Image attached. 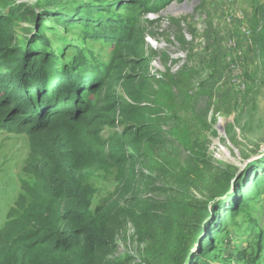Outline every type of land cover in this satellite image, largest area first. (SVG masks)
I'll use <instances>...</instances> for the list:
<instances>
[{
    "label": "trees",
    "instance_id": "16d2710c",
    "mask_svg": "<svg viewBox=\"0 0 264 264\" xmlns=\"http://www.w3.org/2000/svg\"><path fill=\"white\" fill-rule=\"evenodd\" d=\"M130 1L107 7L82 4L67 9L69 15L47 13L46 19L35 20L37 32L26 44L15 32L24 4L10 2L6 14L0 9V130L28 136L24 173L33 178V183L22 180V193L0 232V264H121L117 239L128 224L138 239L150 241L145 253L149 259L173 256L179 264H210L214 233L226 220H234L243 199L264 186L263 157L246 180H237L226 192V199L210 198L209 219L189 232L197 235L187 234L201 205L195 191L202 183L173 189L147 173V167L140 169L148 151L169 142V132L154 119L150 84L155 78L141 17L174 0ZM119 7L137 15H115ZM99 11L106 12L96 17ZM50 20L61 27L88 28L87 39L114 44L115 54L105 59L74 47L77 55L64 61L35 49L49 44L44 33ZM109 130L113 132L107 135ZM193 164L189 170L196 168L203 180L209 165ZM99 168L116 170L119 188L92 207L94 189L87 179ZM167 191L168 197L155 199ZM260 234L251 248L253 264L264 251Z\"/></svg>",
    "mask_w": 264,
    "mask_h": 264
},
{
    "label": "rangeland",
    "instance_id": "374dc122",
    "mask_svg": "<svg viewBox=\"0 0 264 264\" xmlns=\"http://www.w3.org/2000/svg\"><path fill=\"white\" fill-rule=\"evenodd\" d=\"M0 1L4 14L8 13L10 2L24 4L19 9L22 15L16 18L15 32L18 41L26 44L31 34L37 32L35 20L46 19L47 13L58 11L69 15L67 9L78 5L107 7L117 0ZM54 1L58 2L50 3ZM262 6L264 0H174L159 12L141 17L152 61L150 72L155 78L150 84L155 90L154 119L161 129L169 132V142L148 151L140 169L147 167V173L173 189L187 185L196 188L197 183H202V189L195 191L201 205L196 209L197 217L187 227L188 235H197L198 232H189L200 229L209 219L206 212L212 203L210 198L226 199V192L237 180L247 176L246 180L264 157ZM104 12L99 11L96 17ZM115 15L130 18L137 12L119 7ZM47 26L50 29L44 34L49 44H38L35 49L54 53L64 61L77 55L74 47H80L87 55L93 51L105 59L116 52L112 43L87 39L85 33L89 29L79 24L61 27L50 20ZM119 90L124 100H128ZM29 153L26 134L0 130V232L22 193V180L33 183L32 176L24 173ZM192 161L193 167L204 162L209 165L203 180L198 178L200 172L196 168L194 173L189 170ZM87 182L94 189L92 207L103 204L119 188L116 170L112 168L89 172ZM170 194L167 191L154 197L159 200ZM241 208L234 220H226L222 230L214 233V247L208 256L210 264H253L251 248L258 233L264 237V186L243 199ZM117 245L121 264L180 262L173 256L147 258L150 241L138 239L132 224L119 235ZM255 264H264V251Z\"/></svg>",
    "mask_w": 264,
    "mask_h": 264
}]
</instances>
